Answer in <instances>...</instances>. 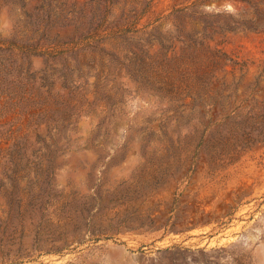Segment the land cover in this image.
<instances>
[{
	"label": "rangeland",
	"instance_id": "1",
	"mask_svg": "<svg viewBox=\"0 0 264 264\" xmlns=\"http://www.w3.org/2000/svg\"><path fill=\"white\" fill-rule=\"evenodd\" d=\"M247 6L0 0V264H264V33L225 28Z\"/></svg>",
	"mask_w": 264,
	"mask_h": 264
},
{
	"label": "trees",
	"instance_id": "2",
	"mask_svg": "<svg viewBox=\"0 0 264 264\" xmlns=\"http://www.w3.org/2000/svg\"><path fill=\"white\" fill-rule=\"evenodd\" d=\"M243 1L249 4V6L243 7L238 13V17L232 18V21H227L225 23V28L229 30H250L253 32L264 33V0ZM194 42L195 45L198 43V46L201 45L204 47L205 43H203V36L200 37V39H195ZM222 57H224V59ZM225 59L232 60L226 53H224V56H213L211 62L198 71L196 76L198 82L197 89L193 95L194 106H196V103H198L200 99V93H205V91L213 84V80L215 79L218 70L221 69V65H225L224 63L227 61Z\"/></svg>",
	"mask_w": 264,
	"mask_h": 264
}]
</instances>
